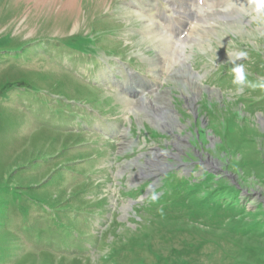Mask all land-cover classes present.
<instances>
[{"label":"rangeland","instance_id":"rangeland-1","mask_svg":"<svg viewBox=\"0 0 264 264\" xmlns=\"http://www.w3.org/2000/svg\"><path fill=\"white\" fill-rule=\"evenodd\" d=\"M156 6L173 19L148 23ZM254 7L0 0V264H264ZM137 94L161 110L133 109ZM166 110L177 137L153 123Z\"/></svg>","mask_w":264,"mask_h":264},{"label":"bare ground","instance_id":"bare-ground-1","mask_svg":"<svg viewBox=\"0 0 264 264\" xmlns=\"http://www.w3.org/2000/svg\"><path fill=\"white\" fill-rule=\"evenodd\" d=\"M170 5H172V7L174 8H178V5L177 3H170ZM147 8H149L150 10H152L153 8L151 7V5H145ZM156 14L155 15H152L151 14V11L150 12H143L145 14H147V18H150L148 23L151 22V23H164V24H167L168 21H171L170 19L172 18L171 16H168L167 14L165 15L164 12L165 10L164 9H161L159 8L158 6H156ZM243 10V9H242ZM191 15V14H190ZM144 16V15H142ZM181 19H184L186 18L187 16L184 15V14H181L179 16ZM173 19V18H172ZM166 27V26H165ZM148 31L150 33H156L157 32V28H151L150 26L148 27ZM165 39V38H164ZM167 40V38L165 39ZM170 44V42H166L164 41L163 44L162 43H159L157 47H159V50L162 51L163 49H161L164 45L167 47V44ZM172 45V48H174V45ZM164 46V47H165ZM161 47V48H160ZM177 47V46H176ZM182 53L181 55L183 56V65L186 66L188 68L189 71L186 72V76L188 78V80H191L189 81V83H187L189 86H191V90H192V93H194V97H188L187 99V102H188V105L190 108H193L195 107V104L192 103V100L194 101V99H196L198 93L202 90V86L199 82V79H201L202 77L199 76L195 71L192 70L191 66L187 64V61H188V57H187V54L185 53V49H181ZM164 53V52H163ZM185 84V85H187ZM138 93V92H136ZM137 100L135 102V104H133L132 102H130V100L127 101L126 99V102L128 103L129 106L133 105L132 108L133 109H141L142 107L146 108L148 110L149 113H153L155 114L156 112L158 113V111H160L161 109L156 107V106H153L152 104V101H150V99L146 98L145 96H138L137 94ZM132 108L130 110H132ZM169 112L170 110H166L165 113H163L162 115L160 116H153V123L154 125L159 129V130H163L165 132H170L174 135V137L176 136L174 134V131L176 130L175 128L178 127V121L176 119V117L174 115H169ZM177 137V136H176ZM162 155L164 156H171V153L170 152H167V153H164V152H161ZM162 170L164 169H168L166 167V165H162ZM144 177L146 176V173L145 172H141L139 175H135V177Z\"/></svg>","mask_w":264,"mask_h":264},{"label":"clouds","instance_id":"clouds-1","mask_svg":"<svg viewBox=\"0 0 264 264\" xmlns=\"http://www.w3.org/2000/svg\"><path fill=\"white\" fill-rule=\"evenodd\" d=\"M252 3L254 4V11L256 13V19H264V0H252ZM247 56L246 52H239L236 55V59H241ZM232 72L234 73V80L233 83L237 85V87H242L245 84V75H244V65H236L233 67ZM252 88L260 87L264 89V83L256 85V84H250L249 85ZM153 200L156 199L155 196L152 197Z\"/></svg>","mask_w":264,"mask_h":264}]
</instances>
